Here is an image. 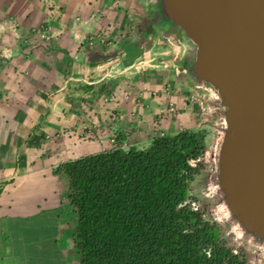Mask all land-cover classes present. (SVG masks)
<instances>
[{"label": "crops", "instance_id": "0c3cea01", "mask_svg": "<svg viewBox=\"0 0 264 264\" xmlns=\"http://www.w3.org/2000/svg\"><path fill=\"white\" fill-rule=\"evenodd\" d=\"M194 52L160 0H0V264H81L54 169L198 128Z\"/></svg>", "mask_w": 264, "mask_h": 264}, {"label": "trees", "instance_id": "16d2710c", "mask_svg": "<svg viewBox=\"0 0 264 264\" xmlns=\"http://www.w3.org/2000/svg\"><path fill=\"white\" fill-rule=\"evenodd\" d=\"M205 138L206 129L184 128L54 169L67 179L81 264H246L215 221L184 204Z\"/></svg>", "mask_w": 264, "mask_h": 264}, {"label": "water", "instance_id": "95a60500", "mask_svg": "<svg viewBox=\"0 0 264 264\" xmlns=\"http://www.w3.org/2000/svg\"><path fill=\"white\" fill-rule=\"evenodd\" d=\"M193 43L190 70L211 85L225 127L217 180L244 231L264 244V0H160Z\"/></svg>", "mask_w": 264, "mask_h": 264}, {"label": "rangeland", "instance_id": "374dc122", "mask_svg": "<svg viewBox=\"0 0 264 264\" xmlns=\"http://www.w3.org/2000/svg\"><path fill=\"white\" fill-rule=\"evenodd\" d=\"M84 23L87 24L86 20ZM201 94L203 93L200 92ZM187 101L197 107L196 119L199 124L198 128L206 129V138L204 151L200 157L192 162V165L198 169V174L190 185L189 198L184 204H188L192 208L200 211L204 217L215 221L219 226V232L228 246L238 254H241L246 264H264V244L258 242L252 235L246 233L242 227L241 229L245 235L240 237L236 233L233 229L236 222L231 216L228 206L223 201L218 184V152L224 135L222 129V123L224 122L223 107L219 102L208 98L206 95L200 97L195 96L194 99L189 94ZM174 118L176 117L173 116ZM109 137L106 143H109L111 145L110 147L128 148L124 143H121V140H117L116 135L113 137V142L110 141L112 136ZM50 141H52L53 149L56 148V145L63 142L60 136H52ZM66 150L70 155H74L76 152L75 148Z\"/></svg>", "mask_w": 264, "mask_h": 264}, {"label": "built area", "instance_id": "2783aa9c", "mask_svg": "<svg viewBox=\"0 0 264 264\" xmlns=\"http://www.w3.org/2000/svg\"><path fill=\"white\" fill-rule=\"evenodd\" d=\"M41 28H42V35H44L46 32L50 31L49 25L43 24V27H41ZM101 40L105 41V38L101 37ZM200 92L203 94L200 95ZM202 95H204V96L206 95L208 98L214 99V101H219V96H218L217 91L211 85H209V84H207L201 80H198V82L194 85V87L190 93V96H192L195 99V96L200 97ZM169 110L172 112V114H175V109L173 106H171L169 108ZM224 127H225V121H224ZM224 127L222 129H224ZM110 141L113 142L114 138L112 137V139ZM193 161H191V163Z\"/></svg>", "mask_w": 264, "mask_h": 264}, {"label": "bare ground", "instance_id": "6f19581e", "mask_svg": "<svg viewBox=\"0 0 264 264\" xmlns=\"http://www.w3.org/2000/svg\"><path fill=\"white\" fill-rule=\"evenodd\" d=\"M222 127H224V122L222 123ZM229 216V213H228ZM233 229L236 231V233L241 237L244 236L245 233L242 231L240 225L238 223L235 224V226L233 227Z\"/></svg>", "mask_w": 264, "mask_h": 264}]
</instances>
